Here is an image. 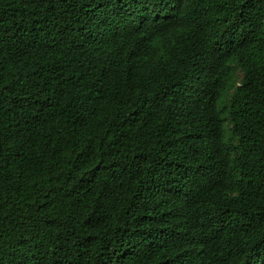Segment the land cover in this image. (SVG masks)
<instances>
[{"label":"trees","instance_id":"trees-1","mask_svg":"<svg viewBox=\"0 0 264 264\" xmlns=\"http://www.w3.org/2000/svg\"><path fill=\"white\" fill-rule=\"evenodd\" d=\"M0 264H264V0H0Z\"/></svg>","mask_w":264,"mask_h":264},{"label":"rangeland","instance_id":"rangeland-1","mask_svg":"<svg viewBox=\"0 0 264 264\" xmlns=\"http://www.w3.org/2000/svg\"><path fill=\"white\" fill-rule=\"evenodd\" d=\"M241 79H242V73H241V71L239 70V71H237V73H236V81L239 82ZM228 98H229V96H228V95H225L224 101L227 100Z\"/></svg>","mask_w":264,"mask_h":264}]
</instances>
